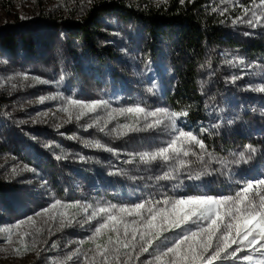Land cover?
I'll return each instance as SVG.
<instances>
[{"label":"rangeland","instance_id":"1","mask_svg":"<svg viewBox=\"0 0 264 264\" xmlns=\"http://www.w3.org/2000/svg\"><path fill=\"white\" fill-rule=\"evenodd\" d=\"M73 1L0 0V35L17 28L36 41L34 53L23 51L20 47L9 52L0 44V264H77V260L68 261L67 257L77 248L82 249L77 242L94 231L98 222L93 220L81 227L79 221L84 219L81 215L76 218L77 222L60 229L59 215L48 219L52 212L40 216L36 213L50 208L56 200L64 204H91L93 207L114 204L112 199L106 202L102 199V195L113 196L107 176L124 170L129 162L139 169L138 172L149 175L152 174V166L156 167L158 175L153 173L154 178L169 170L161 162L144 164L138 156L139 153L165 146L171 138L169 130L156 129L117 136L113 130L118 125L132 124L134 117L117 116L106 126L104 123L112 109L136 105L147 110L166 108L156 93V87L149 85L140 72L137 73L142 66L141 48L126 41L120 22L110 14L106 19L115 20L116 29H98L103 36L96 40L97 44L109 47L114 54L107 58L105 65L99 67L93 63L75 41L68 48L65 29L59 22L66 16ZM95 1L80 0L78 8L84 10L91 4L93 6ZM128 1L141 9L166 8L170 4V0ZM193 2L199 4L205 16L216 19L235 40L251 42L257 39L264 43V27L232 23L235 17L244 15L243 8L252 7L259 0H235V4L231 0H184L183 3L180 0L181 4ZM225 8L228 11L222 15ZM249 18L250 15L245 17ZM122 52L128 54L129 64L123 63L119 56ZM216 67L214 77L206 78L205 118L193 124L186 116L179 122L185 131H192L202 139L207 152L213 155H205L203 162L197 161L194 156L187 157L192 161L190 167L176 179L166 180L174 191L169 198L202 194L215 197L235 195L242 183L264 178V92L255 90L264 84V55L252 56L240 49L223 48ZM233 77L239 78L233 81ZM34 78H39V81ZM149 88L153 91L148 92ZM41 97L46 99L40 102ZM67 97L86 102L104 100L109 102V107L87 114L79 121L75 120L76 110L70 109L72 120L66 122L69 114L60 109L67 106ZM97 117L100 118L99 126L88 128L87 125ZM101 127L105 130L100 131ZM204 129L208 132L204 133ZM86 140L99 142L115 151L85 146ZM249 145L256 150L254 153L248 152ZM193 147L199 152L197 147ZM240 153H244L245 159L237 164L235 161ZM81 157L85 159L81 160ZM221 161L227 163L222 164ZM90 162L105 170L107 185L104 186L105 181L101 178L93 184L75 177V190L69 194L67 184L72 181L73 168L82 164L84 169H88ZM51 166H59L60 169L52 170ZM189 173L193 176L199 173L200 178L190 180L187 178ZM126 189L127 196L136 203L138 194L131 186ZM59 190L64 192L63 196ZM56 211L71 213L79 209L53 210ZM29 216L33 217L34 223L27 221ZM19 221H25L18 230L20 233H32L24 238L29 246L27 251L19 243L20 237L15 229L12 243H6L8 229ZM37 228L42 229L38 234L35 232ZM33 238L37 241L34 248L31 247ZM53 244L56 246L53 247ZM14 248H20V253L13 251ZM149 259L152 257L146 253L132 264H143ZM217 264L244 262L225 257Z\"/></svg>","mask_w":264,"mask_h":264},{"label":"snow or ice","instance_id":"2","mask_svg":"<svg viewBox=\"0 0 264 264\" xmlns=\"http://www.w3.org/2000/svg\"><path fill=\"white\" fill-rule=\"evenodd\" d=\"M183 2L184 0H181V3ZM231 2L235 4V0ZM227 11L228 9L225 8L221 14ZM242 11L244 15L235 17L232 20L233 24L247 23L253 28L264 27V0H259L258 4L254 2L252 7H245ZM249 15L251 18L245 19ZM24 78L27 79V75ZM238 78L233 77V81ZM34 79L39 81V78ZM255 90L264 92V84ZM152 91V88L148 89V92ZM55 98L49 97V99ZM44 99L46 98L41 97L40 102ZM65 99L67 106L60 110L69 114V120L66 122L72 120L70 109L76 110L75 120L79 121L87 114L109 107V102L104 100L86 102L71 97ZM187 115V111H170L166 108L147 110L143 106L136 105L112 109L107 113L108 119L104 123L106 126L117 116L134 117L132 124L118 125L117 129L113 130L117 136L156 129L169 130L171 138L165 146L154 151L139 153L138 156L144 164L161 162L169 168L162 176L156 177L157 180H173L190 167L192 161L186 159L187 157L194 156L197 161L203 162L205 155L209 157L213 155L207 152V146L202 139L192 131H185L179 126V122ZM99 124L100 118L97 117L87 127L92 128ZM104 130V127L100 128V131ZM203 132L207 133L208 129H204ZM84 144L108 152L115 151L99 142L86 140ZM193 146L197 147L199 152L195 151ZM247 150L249 153L256 151L250 145L247 146ZM244 159V153H240L235 163L238 164ZM221 163L227 162L221 161ZM25 170L34 171L27 168ZM15 172L16 170L13 169V173ZM187 178L199 179L200 174L193 176L189 173ZM61 208L79 209V211L53 212ZM89 210H91L90 214H88ZM49 212L53 214L48 219H55L56 215H59L60 229L71 226L81 215L84 217L79 221L81 227L90 224L93 220L98 222L93 234L87 238L94 243V248L89 249L92 255L82 253V250L77 248L67 257L68 261L77 260V264H132L133 260L139 261L146 253L152 259L143 261V264H217L225 257L242 259L244 264H264V178L242 183L235 195L219 197L207 194L186 195L176 199L167 196H162L160 199L149 197L133 204H108L96 207L91 204L82 205L79 202L64 204L56 200L50 208H45L42 213L37 212L36 215H47ZM27 221L34 223L31 216L27 217ZM24 223L25 221H19L8 229L6 243H12V233L15 229L16 235L20 237L19 243L27 251L29 246L24 238L32 233L18 231ZM175 229H181V233L178 238L170 240L165 234ZM41 231L42 229L39 228L35 230L37 234ZM100 237H106L104 243L96 242ZM36 242L33 238L32 248L35 247ZM77 243L83 244L84 241ZM169 244L171 246H168ZM55 246L53 244V247ZM13 251L20 253L21 249L14 248Z\"/></svg>","mask_w":264,"mask_h":264},{"label":"trees","instance_id":"3","mask_svg":"<svg viewBox=\"0 0 264 264\" xmlns=\"http://www.w3.org/2000/svg\"><path fill=\"white\" fill-rule=\"evenodd\" d=\"M79 1H73L66 16L59 22L65 29L64 36L68 48L72 41H75L87 52L93 63L99 67L105 65L107 58H111L114 54L109 47L97 44L96 40L103 36L98 29L104 27L109 31L116 29L113 22L115 20L106 19L109 14L112 15L116 21L120 22V29L126 41L136 45L137 48L140 47L143 52L142 66L137 73L140 72L149 85L156 87V93L159 94L166 109L187 111V118L193 124L205 118L203 114L206 105L204 96L206 78H212L216 74L214 67L219 64V53L223 48L240 49L252 56L264 55V43L257 39L251 42L235 40L216 19L205 16L196 2L181 4L180 0H170L166 8L141 9L131 5L128 0H96L93 6L91 4L88 8L81 10L78 8L81 4ZM53 21L58 23L57 20ZM0 44L9 52L16 51L18 47L29 53H34L36 49L35 39L19 32L17 28L3 32L0 35ZM127 53L122 52L119 56L123 63L129 64ZM205 74H207L206 77ZM223 87L227 88V86ZM127 165L116 175L108 174L107 176L105 170L96 163L90 162L88 169H84L85 166L82 164H76L70 176L72 181L67 184L69 194L75 190V182L73 183L74 180L76 181L75 177L86 179L93 184L101 178L105 181V186L107 185L106 176L113 196L102 195L104 202L112 199L116 205L134 203L135 200L127 196V186H131L138 194L137 202L149 197L154 199H160L162 196L169 197L174 193L169 182L154 178V174L158 175L156 167L152 166L150 171L152 174L149 175L138 172L139 169L133 167L134 164L130 162ZM49 168L60 169L59 166ZM134 169L136 170L132 171ZM66 176L69 175L66 174ZM59 192L63 191L59 190ZM60 195L63 196L64 192ZM93 232L87 233L82 239L84 243L81 244L82 252L88 253L89 256L92 255L89 249L94 248V243L87 238ZM180 233L181 229H175L165 235L171 240L177 238ZM105 240L106 237H100L96 242L104 243Z\"/></svg>","mask_w":264,"mask_h":264}]
</instances>
